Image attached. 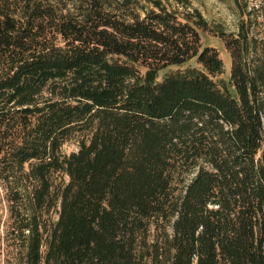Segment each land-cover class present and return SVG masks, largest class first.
I'll list each match as a JSON object with an SVG mask.
<instances>
[{
    "label": "trees",
    "instance_id": "1",
    "mask_svg": "<svg viewBox=\"0 0 264 264\" xmlns=\"http://www.w3.org/2000/svg\"><path fill=\"white\" fill-rule=\"evenodd\" d=\"M208 29L0 0V264H264V38Z\"/></svg>",
    "mask_w": 264,
    "mask_h": 264
},
{
    "label": "rangeland",
    "instance_id": "2",
    "mask_svg": "<svg viewBox=\"0 0 264 264\" xmlns=\"http://www.w3.org/2000/svg\"><path fill=\"white\" fill-rule=\"evenodd\" d=\"M173 8L180 11H194L198 9L208 21L209 29L201 31L202 46H215L225 61L227 69L230 67V55L220 31L237 36L239 31L247 33L250 39L260 41L264 38V18L260 11V4L264 0H169ZM77 148L75 139L64 145V151L69 152Z\"/></svg>",
    "mask_w": 264,
    "mask_h": 264
}]
</instances>
